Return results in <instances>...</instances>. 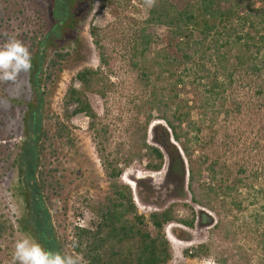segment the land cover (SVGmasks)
Instances as JSON below:
<instances>
[{
  "label": "trees",
  "instance_id": "1",
  "mask_svg": "<svg viewBox=\"0 0 264 264\" xmlns=\"http://www.w3.org/2000/svg\"><path fill=\"white\" fill-rule=\"evenodd\" d=\"M99 1L103 9L116 4V0ZM4 2L5 11L17 6L18 15L29 20L26 28L14 35L31 52L32 69L28 72L30 98L13 100L14 107L23 109L22 141L13 164L19 195L33 214L25 229L32 224L45 249L62 250L42 201L47 174L42 170L41 156L46 146L52 148L56 141L72 145L69 122L83 115L109 183L104 203L96 208L94 228L77 229L73 250L85 264H167L172 257L165 234L169 224L185 229H193L195 223L212 226L209 242L186 250L187 258H207L213 237H218L222 247L232 240L237 222L254 234L264 251V185L260 183L264 168L252 171L240 167L234 174L199 154L203 127H212L220 116L239 110L232 99L237 84L251 87L264 107V0H154L128 45V67L138 73L143 94L136 108L133 136L137 139L127 154H122L123 145L111 151L110 126L88 99V94H95L106 100L114 87L108 73L113 61L106 44L109 33L104 29L89 27L100 66L77 72L64 96L65 121L55 116L51 125L47 113L48 98L68 59L77 58L83 48L87 50L82 32L94 0H30L29 5ZM157 26L167 30L172 52L154 49L157 37L153 29ZM155 120L163 125L159 123L161 132L150 144L147 132ZM163 150L169 154L174 150L183 175L187 171L191 205L174 202L144 216L138 213L131 188L120 178L134 160L144 163L146 171L160 172L165 161ZM180 208L189 215H180ZM9 229L0 219V237ZM175 232L179 239H189L182 229ZM235 259L221 249L217 263L238 264Z\"/></svg>",
  "mask_w": 264,
  "mask_h": 264
},
{
  "label": "rangeland",
  "instance_id": "2",
  "mask_svg": "<svg viewBox=\"0 0 264 264\" xmlns=\"http://www.w3.org/2000/svg\"><path fill=\"white\" fill-rule=\"evenodd\" d=\"M15 1L30 4V0ZM153 2L154 0H116L114 6L103 9L100 1L94 0L93 11L82 32L87 50L83 48L77 58L68 59L48 98L47 113L52 118L51 125L55 116L64 120V96L77 72L83 68L96 69L100 66L89 34V27L96 26L109 33L106 44L113 61L111 72L107 68L105 72L110 73L109 80L114 87L106 100L95 94H88V99L100 119L110 126L111 151L115 149L114 146L123 145L122 154L129 153L137 139L133 133L137 124L136 108L140 104L143 88L139 83L138 73L128 67V45L132 32L147 18ZM4 9H7L5 2L0 0V46L9 37L20 34L29 23V20L27 22L18 15L17 6L11 12ZM30 18L31 16L28 19ZM153 33L157 37L154 49L168 48L172 52L167 30L157 26ZM29 98L28 72L21 73L15 82L4 84V81H0V219L6 221L10 227L0 237V264H12L15 243L24 235L31 236L42 245L38 235L34 233L35 229L31 228L32 224H28L25 229V222L33 218V214L25 208L23 198L19 195L20 184L13 164L22 141L23 116V109L14 107L13 100ZM232 99L239 110L231 111L229 116H220L212 127H203V148L199 154L204 155L209 163L224 166L234 174L240 167L252 171L263 170V103L255 96L254 90L243 83L236 85ZM193 117H197L196 113ZM69 123L72 145L56 141L52 148L46 146L41 156V167L44 174H47L44 177L42 201L51 221L55 240L61 246L60 253L76 255L73 247L77 229L94 228L98 222L95 211L104 203L109 183L98 158L93 135L88 130V119L78 115ZM159 123L163 125L161 121L155 120L149 126L147 141L150 144H154L156 134L161 132ZM163 153L165 161L160 172L146 171L144 163L134 160L120 178L121 183L131 188L138 213L144 216L162 210L174 202L191 205L186 191L187 171L183 175L180 160L174 150L170 154L163 150ZM184 166L186 170V164ZM262 178L260 183L264 185V176ZM195 210L199 211L200 208L195 207ZM179 214L189 215L182 208ZM213 221L215 223L216 218L213 217ZM239 225L241 230L238 229ZM234 227L232 240L224 242L221 247L218 237L214 236L215 245L213 244L211 254L207 258L191 259L184 252L209 242L212 226L195 223L193 229H185L178 224L167 225L165 234L172 253L167 264H218L217 257L221 249L227 255L234 256L238 264H261L264 251L257 245L254 234L247 231L240 222ZM179 229L187 233L188 240H181L176 236L175 231L178 232Z\"/></svg>",
  "mask_w": 264,
  "mask_h": 264
},
{
  "label": "clouds",
  "instance_id": "3",
  "mask_svg": "<svg viewBox=\"0 0 264 264\" xmlns=\"http://www.w3.org/2000/svg\"><path fill=\"white\" fill-rule=\"evenodd\" d=\"M32 69V55L24 43L9 37L0 46V81L15 82ZM79 254H62L45 249L34 238L24 235L15 243L12 264H82Z\"/></svg>",
  "mask_w": 264,
  "mask_h": 264
},
{
  "label": "water",
  "instance_id": "4",
  "mask_svg": "<svg viewBox=\"0 0 264 264\" xmlns=\"http://www.w3.org/2000/svg\"><path fill=\"white\" fill-rule=\"evenodd\" d=\"M172 144L175 145V143L172 141Z\"/></svg>",
  "mask_w": 264,
  "mask_h": 264
},
{
  "label": "built area",
  "instance_id": "5",
  "mask_svg": "<svg viewBox=\"0 0 264 264\" xmlns=\"http://www.w3.org/2000/svg\"><path fill=\"white\" fill-rule=\"evenodd\" d=\"M80 226V225H79Z\"/></svg>",
  "mask_w": 264,
  "mask_h": 264
}]
</instances>
